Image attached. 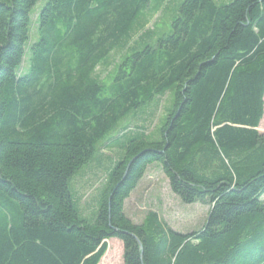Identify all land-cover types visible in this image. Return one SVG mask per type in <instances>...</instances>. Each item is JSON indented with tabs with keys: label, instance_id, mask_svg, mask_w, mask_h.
<instances>
[{
	"label": "trees",
	"instance_id": "16d2710c",
	"mask_svg": "<svg viewBox=\"0 0 264 264\" xmlns=\"http://www.w3.org/2000/svg\"><path fill=\"white\" fill-rule=\"evenodd\" d=\"M40 1L0 0V264H100L111 239L124 264H264V0H45L31 42ZM154 164L201 229L126 216Z\"/></svg>",
	"mask_w": 264,
	"mask_h": 264
},
{
	"label": "rangeland",
	"instance_id": "374dc122",
	"mask_svg": "<svg viewBox=\"0 0 264 264\" xmlns=\"http://www.w3.org/2000/svg\"><path fill=\"white\" fill-rule=\"evenodd\" d=\"M165 0V6L168 4ZM175 1V0H173ZM182 0H176L179 6ZM217 3L227 4L232 0H216ZM45 3V0H41L36 6V11L33 15V28L31 42L36 39L35 35V21L38 15V11ZM174 3V2H173ZM176 5V4H175ZM174 8L173 6L171 7ZM172 10L163 13L162 9L159 13L154 15L150 19V23L146 29H153L162 33H168L171 29V22L173 19ZM119 54L116 58V62L120 60ZM108 72L102 74L103 78L107 77ZM169 102V96H165L161 99V106L157 108L155 117L148 122L147 132L152 133L157 128L160 120L166 115L164 107ZM131 123H135V120H129ZM128 124V125H129ZM139 125H142L139 122ZM260 132L264 131V117L260 126ZM101 153L104 156L114 157L113 151H107L102 148ZM95 163L84 166L74 177L71 187H73V194L80 196V208L83 212L87 213L91 202L96 194V190L99 187V183L104 178V172L100 169H96ZM76 193V194H75ZM209 206L200 203L185 204L177 195H175L169 184V180L165 176L161 165L154 164L150 166L141 180L135 191L131 194L130 198L125 202V214L134 223L139 224L142 222L144 216L148 212H156L160 217L175 231L186 234L201 229L207 222L209 215ZM113 241V248L110 255L103 261L102 264H124V246L118 239H111ZM104 258V257H103ZM102 258V259H103ZM102 262V260H101ZM100 262V263H101Z\"/></svg>",
	"mask_w": 264,
	"mask_h": 264
},
{
	"label": "bare ground",
	"instance_id": "6f19581e",
	"mask_svg": "<svg viewBox=\"0 0 264 264\" xmlns=\"http://www.w3.org/2000/svg\"><path fill=\"white\" fill-rule=\"evenodd\" d=\"M260 130H262V128ZM112 248H113V241L109 242L108 251H107L106 255L104 256V258L102 259V262L100 264H102L103 261L110 255Z\"/></svg>",
	"mask_w": 264,
	"mask_h": 264
},
{
	"label": "crops",
	"instance_id": "0c3cea01",
	"mask_svg": "<svg viewBox=\"0 0 264 264\" xmlns=\"http://www.w3.org/2000/svg\"><path fill=\"white\" fill-rule=\"evenodd\" d=\"M259 132H260V129H259ZM261 133H264V131H263V132H261Z\"/></svg>",
	"mask_w": 264,
	"mask_h": 264
}]
</instances>
